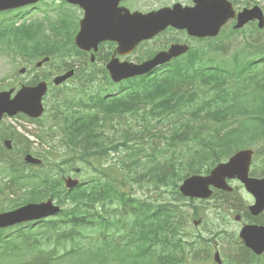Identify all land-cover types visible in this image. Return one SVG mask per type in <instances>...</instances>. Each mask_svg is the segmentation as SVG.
Listing matches in <instances>:
<instances>
[{
	"label": "trees",
	"instance_id": "trees-1",
	"mask_svg": "<svg viewBox=\"0 0 264 264\" xmlns=\"http://www.w3.org/2000/svg\"><path fill=\"white\" fill-rule=\"evenodd\" d=\"M27 31L23 27L9 33L18 47L28 48ZM32 48L35 59L75 54L70 45L49 43L47 50L38 45L35 34ZM227 52L222 43L211 45L210 56L217 58H210L203 72L197 67L204 58L190 55L171 75L133 82L124 143L105 142L96 129L99 124L82 120L79 136L63 139L72 145L71 154L57 160L46 154L48 168L34 173L24 199L25 204L52 199L60 213L0 230V264H183L179 256L186 248L176 227L182 217L173 203L185 200L179 184L246 143L239 135H264V86H246L250 56L264 54V38L258 35L220 63ZM109 112L122 117L115 105ZM158 126H168L160 137L155 133ZM119 146L127 147L123 154ZM71 167L88 175L75 189L66 190L61 176ZM193 249L189 246L188 251Z\"/></svg>",
	"mask_w": 264,
	"mask_h": 264
},
{
	"label": "flooded vegetation",
	"instance_id": "flooded-vegetation-1",
	"mask_svg": "<svg viewBox=\"0 0 264 264\" xmlns=\"http://www.w3.org/2000/svg\"><path fill=\"white\" fill-rule=\"evenodd\" d=\"M57 1V6H47L42 11V17L30 18V23H28L32 25L35 21L36 26L34 32L27 33L29 42H32L35 34L38 45L47 50L49 43L65 45L73 42L74 44V38L85 19V8L78 4H69L64 0ZM154 1L155 4L159 3L157 0ZM189 1L184 5H178L192 6L188 5ZM84 2L88 9L96 8L89 1ZM145 2L146 0L97 1L102 4V10L116 11L120 16H130L134 13L147 14L176 5H162L156 10L147 12L136 9L147 7ZM29 7H34V5L26 8L29 9ZM13 15L16 17L15 13ZM0 38L3 39V46L0 44V56L8 59L12 64L18 60L19 65L15 71H9L8 75L0 77V93L11 91L10 98H13L22 88H33L39 83H44L47 88L41 100L44 111L39 117L33 118L23 112H17L10 117L3 114L0 118V197L3 195L7 201L11 198L12 200L8 202L12 203L13 209L17 208L18 203L25 204L24 199L32 189L34 171L39 167L25 164L24 158L27 155L40 157L43 139L61 135L64 137L79 136L78 123L87 116L91 118L92 123L99 122L102 126V135L109 136L112 132V122L115 121L118 125L129 123L128 101L132 80L171 75L175 66L185 62L190 55L203 54L204 46L207 47L209 41L207 38L192 37L185 30L167 27L152 38L137 44L127 54H120L119 45L106 40L101 41L96 49L93 47L89 50L74 48L73 57L54 54L43 55L35 59L29 48L27 52L13 53L12 50L8 52V45L15 44V41L9 37L7 27H0ZM160 43L163 45L158 47ZM175 45L187 47V52L172 58L144 76L118 83L109 79L107 65L111 61L114 60L116 64L139 65L151 60L158 53L167 52ZM147 46L150 48L146 49ZM45 58L48 60L39 64ZM207 69L206 64L202 72ZM71 72H73L71 78L55 84V78ZM17 78L20 79L17 80ZM71 91L76 92L77 101L64 103L63 97ZM104 97H108V100H104ZM111 105H115L117 114L121 113L120 119L118 116L112 117V113L109 112ZM59 122H61L60 127L57 125ZM72 123H75L74 128L71 127ZM51 125H53L52 130ZM252 147L250 157L238 153L243 149L234 152L236 155L239 154L234 164L235 176L232 179H225L226 183L232 186V191L226 192L210 187L212 195L209 199L191 200L192 205L198 203V209L201 211L210 209V206L218 212L213 222L214 231H211L208 236L210 238L208 245L213 253L217 251L220 254L221 264H253L264 261V251L256 254L244 245L241 237V233L246 228H264V141L255 138ZM61 150L64 155L71 154V149L67 146L62 147ZM229 158L219 163H226ZM244 163L248 164L245 177L242 174ZM209 172L205 171L199 175L206 176ZM67 177L77 178L80 181V174H74V167H71L65 176H61V180L64 182ZM198 228L206 230L203 216L198 218ZM253 236L256 242L264 241V230L253 233ZM196 261L206 262L199 259Z\"/></svg>",
	"mask_w": 264,
	"mask_h": 264
},
{
	"label": "water",
	"instance_id": "water-1",
	"mask_svg": "<svg viewBox=\"0 0 264 264\" xmlns=\"http://www.w3.org/2000/svg\"><path fill=\"white\" fill-rule=\"evenodd\" d=\"M70 4L80 5L85 8V19L82 22L80 32L75 38V46L82 50L96 48L101 41L116 42L120 54L130 53L134 47L144 40H148L165 30L168 26L177 29H185L189 35L195 37H214L218 34L229 19H236L235 29L242 28L250 21L257 20L258 27L264 26L263 14L259 8L244 9L236 14L232 4L228 0H194L195 6L192 8H181L174 6L172 10L163 9L157 13L148 15L133 14L120 16L116 11L102 10V4L98 0H66ZM84 1H89L95 5L93 10L88 9ZM106 1V0H104ZM117 0H115L116 2ZM38 2V0H0V12L17 9ZM187 49L180 46H172L168 52L156 55L151 61L141 65L116 64L110 62L107 70L114 82L146 74L156 66L168 62L173 56L185 53ZM72 76V72L55 80V84H60ZM46 92L44 83L33 88H23L17 95L10 99L11 92L0 94V118L3 114L12 116L17 112H23L33 118L39 117L43 112L41 99ZM234 157L226 165H219L207 178L191 177L186 179L180 186V192L185 197L208 198L210 192L209 185L217 188H227L222 181V171L228 169L229 176H233ZM25 162L39 165L41 160L26 156ZM247 165H244L246 169ZM79 170H77L78 172ZM226 175V174H223ZM77 181L67 179L65 186L68 189L74 188ZM60 208L54 205L52 200L41 203L27 204L17 210L0 213V229L12 227L22 223L38 221L59 213ZM248 235L245 234L247 242ZM256 252L263 248L253 243L247 244Z\"/></svg>",
	"mask_w": 264,
	"mask_h": 264
},
{
	"label": "rangeland",
	"instance_id": "rangeland-1",
	"mask_svg": "<svg viewBox=\"0 0 264 264\" xmlns=\"http://www.w3.org/2000/svg\"><path fill=\"white\" fill-rule=\"evenodd\" d=\"M188 0H157V2H159L158 4H155L154 0H146L145 4L147 7H137L136 9L140 10V11H150V10H156L157 7H160L162 5H170V4H180V5H184L186 4ZM252 1H257L260 2L262 8L264 9V0H252ZM242 6L247 2V0H242L241 1ZM42 3V2H41ZM40 3V4H41ZM58 5V1L57 0H44L43 4L41 5V7L39 8V6H37V8L35 10H30V9H23V12L21 13H17L16 17L18 18V20L16 21V25H20L23 24L24 22L26 23H30V17H35V18H40L43 15V10L47 8V6H57ZM188 5H193V0H190ZM189 7V6H187ZM239 8L241 7V5L238 6ZM14 15L12 14V12L10 13H4V14H0V27L3 25H7L11 20H14ZM20 17H23V19H19ZM225 32H223L222 34H224ZM237 34H234L232 37H230V40L227 42L231 45H237L240 44L241 42L245 41V37H246V33H244L243 31H239ZM219 38L220 37V33L217 36ZM249 39V37H248ZM223 44H226L225 42H223ZM151 45V44H149ZM163 43L158 44L157 46H162ZM154 46V45H153ZM150 46H147L146 49H149ZM17 58V57H16ZM18 60H16L13 64L6 58H4L3 56H0V77H3L5 74L8 75L9 71H15L18 68V64H17ZM20 78H17V80ZM167 126H158L155 127V133L160 137V131L165 132L167 129ZM158 131V132H157ZM57 141V139L52 141V144H56L55 142ZM53 144V145H54ZM43 147H47V145L42 144ZM49 151H51V149L49 148ZM88 173H85L82 175V178L85 179L87 177ZM157 199V197L155 196L154 199ZM153 199V201H154ZM11 206L7 205L6 201H1L0 202V212L6 209H9ZM184 213H189L190 209H187L185 207H183L182 210ZM218 214L217 211L214 210H208L205 214V228L206 230H203L202 228L197 229L196 227H194L192 225V219L188 222L186 230L182 231V229L180 228L179 231V235L181 236V239L184 237L182 233L187 232L191 235V238H195V236H197L198 234L203 235L204 237L209 236L211 233V231H214V227H213V222L216 218V215ZM185 243H192L195 245H198V243L195 242V239H187V241H185ZM200 247V246H199Z\"/></svg>",
	"mask_w": 264,
	"mask_h": 264
}]
</instances>
